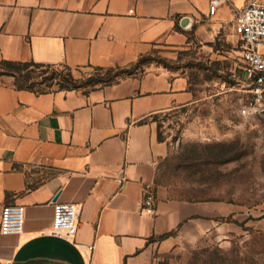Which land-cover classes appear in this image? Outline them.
<instances>
[{
  "label": "crops",
  "instance_id": "crops-1",
  "mask_svg": "<svg viewBox=\"0 0 264 264\" xmlns=\"http://www.w3.org/2000/svg\"><path fill=\"white\" fill-rule=\"evenodd\" d=\"M247 1L210 16L211 0H0V60L108 69L215 50L238 36L235 7ZM194 102L188 75L160 62L89 92L0 77V223L5 205L26 208L22 234L0 233V264H178L216 222L159 183L168 146L154 116ZM56 201L82 208L74 237L53 232Z\"/></svg>",
  "mask_w": 264,
  "mask_h": 264
},
{
  "label": "rangeland",
  "instance_id": "rangeland-1",
  "mask_svg": "<svg viewBox=\"0 0 264 264\" xmlns=\"http://www.w3.org/2000/svg\"><path fill=\"white\" fill-rule=\"evenodd\" d=\"M155 62L188 75L195 94L194 103L154 116L156 133L168 146L158 181L168 196L198 202L210 225L216 222L199 240L185 244L178 264H264V113L243 111L249 92L238 36L221 39L215 50L195 44L177 57L157 54L109 69L0 62V77L39 91L76 87L89 92ZM20 69L36 73L26 83L2 75ZM43 71L46 76L54 71L55 78L45 80L39 75ZM70 72L76 83L65 81Z\"/></svg>",
  "mask_w": 264,
  "mask_h": 264
},
{
  "label": "built area",
  "instance_id": "built-area-1",
  "mask_svg": "<svg viewBox=\"0 0 264 264\" xmlns=\"http://www.w3.org/2000/svg\"><path fill=\"white\" fill-rule=\"evenodd\" d=\"M226 0H211L209 15L218 13ZM235 30L239 37V51L243 61V78L248 84L249 98L244 113H264V0H248L235 7ZM25 206L7 204L2 208L0 233L22 234L25 227ZM142 210L156 211V195L146 191ZM82 208L73 202H54L53 232L66 237L78 233ZM95 244L89 245L94 249Z\"/></svg>",
  "mask_w": 264,
  "mask_h": 264
},
{
  "label": "trees",
  "instance_id": "trees-1",
  "mask_svg": "<svg viewBox=\"0 0 264 264\" xmlns=\"http://www.w3.org/2000/svg\"><path fill=\"white\" fill-rule=\"evenodd\" d=\"M147 58H152V56L150 55V56H143V57H141L137 62H136V64H140V63H142V61L143 60H145V59H147ZM0 62H2V63H4V64H8V65H19V66H23V67H30V66H34V67H36V68H44V67H52V66H56V65H50V64H43V63H38V62H34V61H31V62H14V61H8V60H0ZM70 69H72L73 70V68L72 67H70V66H68ZM95 68H99V69H106V68H102V67H95ZM24 69V68H23ZM23 69H20V70H18V71H10V72H8V71H6V72H4L2 75H11V76H14V77H16V78H21L22 79V81L24 82V83H26L29 79H30V77H31V75L30 74H33V73H36V71H31V72H28V73H24V71L25 70H23ZM109 69V68H108ZM46 72L45 71H43L42 73H40L39 75L41 76V75H44ZM54 75H56V73L53 71V74L51 75V76H46V75H44L43 77L45 78V80H48L49 78H55V76ZM71 81V82H73V83H76V79L74 78V76H73V74H72V72H70L68 75H66V79H65V81ZM110 84V83H109ZM18 87H20V86H18ZM20 88H27V89H32V90H34V91H36V92H44V91H39V90H35V89H33L32 87H20ZM63 89V88H62ZM67 89H77L76 87H72V88H67Z\"/></svg>",
  "mask_w": 264,
  "mask_h": 264
}]
</instances>
